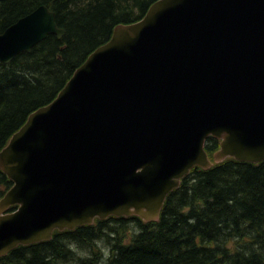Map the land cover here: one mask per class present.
I'll list each match as a JSON object with an SVG mask.
<instances>
[{
  "label": "water",
  "instance_id": "water-1",
  "mask_svg": "<svg viewBox=\"0 0 264 264\" xmlns=\"http://www.w3.org/2000/svg\"><path fill=\"white\" fill-rule=\"evenodd\" d=\"M48 34L64 30L38 5L0 32V62ZM227 157L264 159V0H155L0 148V256L94 218L154 221L193 166Z\"/></svg>",
  "mask_w": 264,
  "mask_h": 264
},
{
  "label": "trees",
  "instance_id": "trees-1",
  "mask_svg": "<svg viewBox=\"0 0 264 264\" xmlns=\"http://www.w3.org/2000/svg\"><path fill=\"white\" fill-rule=\"evenodd\" d=\"M153 1L0 0V32L38 5L53 11L56 26L64 30L61 37L48 34L29 52L0 62V148L31 111L56 96L114 25L136 21ZM217 147L216 139L205 138L209 159ZM10 185L0 171V196ZM130 221L137 230L124 242L117 227ZM99 241L108 248L101 262ZM68 263L264 264V159L227 157L207 169L193 166L167 193L154 221L94 218L90 225L53 230L46 241L17 245L0 256V264Z\"/></svg>",
  "mask_w": 264,
  "mask_h": 264
},
{
  "label": "rangeland",
  "instance_id": "rangeland-1",
  "mask_svg": "<svg viewBox=\"0 0 264 264\" xmlns=\"http://www.w3.org/2000/svg\"><path fill=\"white\" fill-rule=\"evenodd\" d=\"M112 224V223H111ZM137 230V227L135 225L134 222L130 221V222H127L125 226L119 228L117 227V232L120 233L121 237H122V240L124 242H128L129 238H130V235H132L133 233H135ZM135 231V232H134ZM102 241H99L97 242L98 243V247H99V252H100V255H99V258H100V262L102 261L101 258H105L106 255L104 253H107L108 251V248L106 245H102L101 243ZM96 243V242H95ZM230 245V243H228ZM70 247H72L74 249V252L76 255H79V256H84V254H81L78 250L79 249H75L72 245H70ZM103 254V255H102ZM86 257V256H85ZM69 264V263H68ZM71 264V263H70Z\"/></svg>",
  "mask_w": 264,
  "mask_h": 264
},
{
  "label": "bare ground",
  "instance_id": "bare-ground-1",
  "mask_svg": "<svg viewBox=\"0 0 264 264\" xmlns=\"http://www.w3.org/2000/svg\"><path fill=\"white\" fill-rule=\"evenodd\" d=\"M60 37H61V36H60ZM58 38H59V37H58ZM29 51H30V50H29ZM19 53H20V52H19ZM17 54H18V53H17ZM17 54H16V55H17ZM14 56H15V55H14ZM1 63H2V62H1ZM126 217H127V216H126ZM106 218H107V217H106ZM106 218H105V219H106ZM93 220H94V219H93ZM93 220H92V221H93Z\"/></svg>",
  "mask_w": 264,
  "mask_h": 264
}]
</instances>
